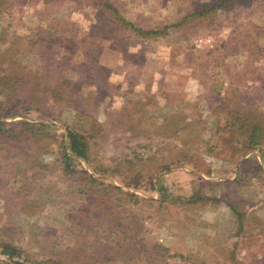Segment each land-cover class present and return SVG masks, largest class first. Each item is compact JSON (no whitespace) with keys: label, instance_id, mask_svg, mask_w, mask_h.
Wrapping results in <instances>:
<instances>
[{"label":"rangeland","instance_id":"obj_1","mask_svg":"<svg viewBox=\"0 0 264 264\" xmlns=\"http://www.w3.org/2000/svg\"><path fill=\"white\" fill-rule=\"evenodd\" d=\"M6 1L0 17L3 40L14 32L23 37V43L28 30L36 26L61 34L60 15L78 25L75 32L62 34V48L56 47L49 55L55 68L64 70L58 81L65 79L70 84L72 96L54 97L47 110L51 117L90 139V163L73 160L74 174L64 175L59 162H54L63 134L59 123H50L54 127L51 138L25 136L16 144V157L7 153L13 143L0 136V239L11 241L39 261L49 256H77L82 233H90L85 241L97 247L108 235L120 241L127 229L139 228L146 234L145 247L141 243L136 248L145 251L140 257L151 259L149 264H264V178L258 174L251 178L253 169L264 172V143L241 156L245 151L239 146L243 132L231 124L225 126L238 111L247 120L264 119V0L234 1L210 13L203 23L183 17L219 0H128L124 18L134 25L147 31L170 26L158 36L117 30L88 7L77 6L79 11L73 12L60 1L54 6L42 4V0ZM181 21L191 35L184 36L172 27ZM249 29H253L251 38L234 40ZM198 40L209 43L195 47ZM257 51L261 54L255 60ZM10 55L16 63L14 73L24 65L41 72L38 56L19 55L16 50ZM212 73L225 79L224 89L210 95ZM24 99L29 107V96ZM118 99L124 104H116ZM230 105L236 109L228 111ZM219 111H223L221 117ZM166 112L167 117H161ZM15 115L43 120L22 109ZM169 116L168 123L162 121ZM185 119L189 121L187 131L198 133L183 137L182 149L168 148V142L184 132L181 123ZM152 141L159 143L153 146ZM124 147L137 151L143 159L128 156L129 162L113 161L124 155ZM156 148H164L162 156L147 154ZM171 154L192 156L161 175L157 169L175 161ZM93 168L111 171L114 177L109 179L120 186L125 171L156 175L155 183L166 189L167 198L161 206L151 203L150 208L142 200L136 205L134 200L129 204L122 200L123 209L109 214L113 209L109 199L76 193L87 187L80 171ZM127 191L147 197L141 189ZM159 194L154 189L148 196L158 200ZM189 195L202 199L187 208L172 205ZM89 196L96 197L92 204L105 213L85 206ZM237 199L244 200L248 210L239 222L225 206ZM153 244L162 245L168 253L152 255L149 248ZM181 255L191 259L183 261ZM140 263L135 258L126 264Z\"/></svg>","mask_w":264,"mask_h":264},{"label":"trees","instance_id":"obj_2","mask_svg":"<svg viewBox=\"0 0 264 264\" xmlns=\"http://www.w3.org/2000/svg\"><path fill=\"white\" fill-rule=\"evenodd\" d=\"M58 1H60L59 4L62 3L64 5H68L69 7L67 8L73 12L79 11L77 6H81L82 8L88 7L92 10L95 9L98 15L102 17L104 23L121 31L131 30L132 32L139 35L151 34L153 36H158L164 35L167 32L168 28H170V26H163L160 30L147 31L134 25L132 21L126 20L124 18V13L126 12V8L128 6V0H42L41 2L42 4H45L47 6H54V3ZM234 1L237 0L209 1L201 6V8H198L193 12L186 13L183 19L184 21L188 20L193 22H195L196 20H202L201 23H203L205 22V20L208 21L207 16L210 13L220 11V9L230 5ZM7 4L8 2L6 0H0V17L2 16L1 14L3 12L1 10L2 6ZM64 16L65 15H60L58 19L63 23H61L60 25L61 34L54 33L48 30H42L40 29V27L36 26L28 30V34L24 36L26 40L23 43H21L23 37L16 35V33L14 32H11L5 40L0 38V136H4L7 143L8 141L10 143H13V147L8 148L7 153H11V157H16L17 152L14 150H19V147L16 144H21L25 136H29L33 140L36 137L38 139L51 138V133L53 131L50 129L53 126H50V123L53 124L55 122L61 124L63 134L60 143L58 144V151L57 155L54 157V162H59L63 172H65L64 175H70L74 174L72 164L73 160L82 161L87 164L90 163V150L88 146V142L90 141V139L80 136L79 133H77L75 130L69 128L65 124L60 123L58 121V118L51 117V112L47 110V105L51 104V101L54 97H58L57 100H63V98L70 99L72 96L69 88L70 84L68 82H65V79H63L61 82L58 81L59 76L62 75L64 70L56 69L55 62L51 63V58H49V55L53 53V50H55L56 47L62 48V45L65 41V37L62 36V34L72 33L77 30L78 25L76 23H70L66 21L63 18ZM183 25L184 24H182L181 21L173 25L172 27H175L177 32H181V34L184 36L191 35L192 32H186L183 29ZM244 33L245 35L237 34L234 37V40L238 42L243 37L251 38L253 29H249L247 33L244 30ZM262 40L264 41V38ZM261 48V50H264V42L262 43ZM14 50H16L17 54L19 55L24 56L26 53H29L38 56V67L41 72H37V69L34 72L33 66H31V69H29L24 65L22 68H20V71L14 73L12 71V68L16 65V63L13 64V61H11L10 59V54L13 53ZM62 50L64 51V49ZM260 54L261 52H256L255 60L258 59ZM67 62L68 61H65L64 63L67 64ZM210 78L212 87L209 89L210 95L217 94L224 89V76L222 77L218 74L212 73ZM28 96V104H30V106L26 107L27 103L25 104L24 101L26 99L24 98ZM180 108L181 107H178V109ZM20 109L24 110L25 112H35L43 120L30 121L23 116L15 115ZM235 109L236 107L233 105H230L228 107V111H232ZM223 111H219V117H221ZM168 114V112L163 113L161 117H167ZM14 118L18 119L14 120ZM171 118L172 117L169 116L162 121L168 123L167 120H171ZM7 120L12 121L6 123L5 121ZM185 120L186 121L181 123V125H184V127H182L184 129V132L181 133V135H177L176 137L172 138L168 142V148L175 149L177 148V146H180V149H182L180 142L183 137L191 136L194 134L196 135V133H198V131H187V129H189L187 127V123H189V121L188 119ZM263 120L264 119L262 117L258 116L252 118L251 120H247L246 117L241 115L238 111V113H236L234 117H229L230 123L227 120L225 121V126H230L231 124L233 127L243 132L244 140L240 143L239 146L240 148L245 149V151L241 153V156H244L248 154V152L261 147L264 143ZM137 128L138 126H134L133 130L135 132H140V130L137 131ZM158 143L159 141L150 142V144L153 146L157 145ZM201 143L204 144V141H201ZM226 144L228 146H234L231 143ZM163 149L164 148H156L155 150L147 154L149 156H153L156 154L162 156ZM124 150V155H122V157H120L119 159L113 161L129 162L127 160L128 156L139 160L143 159L141 158L140 153L135 150L128 149L126 147H124ZM191 156L187 157V155H182V157H178L175 154H171V158L175 160L174 163L161 166L157 169V172H159L161 175L166 174L170 171L172 165L183 164ZM80 173L82 175V183L87 187L85 189L86 192L83 191V189H77V195L90 192V195L101 196L100 199H109L110 202H108L113 204V209L107 211V213L109 214L115 213L117 208L123 209L121 205L122 200L124 204H129L131 200H134V205H136V201L142 200L141 202L150 208L151 203H155L158 207L161 206V202L167 198L166 189H164L163 187H157L155 183L156 175H142L143 173H138V171L137 173L125 171V174L122 175L123 178H125V181L124 183H122L123 186H120L112 183L109 179L110 177H114L111 171H102L99 168H93V170L89 172L87 170H81ZM106 174H108L109 177H106ZM253 174L261 175L264 178V172L259 168L252 170L251 178ZM153 182L155 184H153ZM236 182L240 183L241 180H237ZM127 189H141L144 193L147 194V197H136V194L131 191H127ZM154 189L160 191L158 200H152V198L149 197L150 195L148 196V194H150ZM95 199L96 197L89 196V200H87V204L85 206L90 211H99L98 214L105 213V210L103 212L102 208L92 204L91 201ZM201 199L202 197L195 198L194 195H189L184 199H177L176 202H174L172 205L174 206L176 203H179L187 208L188 205L194 204L195 201ZM244 204V200L237 199L233 203L225 205L228 209L229 214L235 218L236 222H239L240 218H243L247 214L248 210L245 209ZM100 211L102 212L100 213ZM135 224L129 225V228H132ZM89 234L90 233H82L83 240L77 247V256H65L61 258L49 256L48 258L39 261L32 260L30 255H27L23 249H21L16 244H13L11 241H3L2 239H0V264H16L14 262H18L21 264H126L127 262L135 258L141 260L140 264H149V262H152V260L148 257H145L144 259L143 257H140V254L142 253L144 255L145 251H143L142 248H136V246L140 245L141 243V247L144 246L143 239L146 235L145 233L141 232L139 228H137L135 231L127 229L126 233L120 238V241H115L111 238L110 235H108L106 239H101V242L103 244H100L97 247H90L91 245L85 241ZM94 241L97 242V239H94ZM149 250L150 253L152 250V255L154 256H158L159 253H168V249H166L162 245L157 244H153L149 248ZM232 256L233 254L231 253L230 257L232 258ZM179 258H181L183 261H187L191 259V256L181 255Z\"/></svg>","mask_w":264,"mask_h":264},{"label":"built area","instance_id":"obj_3","mask_svg":"<svg viewBox=\"0 0 264 264\" xmlns=\"http://www.w3.org/2000/svg\"><path fill=\"white\" fill-rule=\"evenodd\" d=\"M198 44L195 46V47H198L200 44H208L209 43V40H207V41H202V40H198V41H196ZM200 43V44H199Z\"/></svg>","mask_w":264,"mask_h":264},{"label":"crops","instance_id":"obj_4","mask_svg":"<svg viewBox=\"0 0 264 264\" xmlns=\"http://www.w3.org/2000/svg\"><path fill=\"white\" fill-rule=\"evenodd\" d=\"M121 74H122L121 76L124 77L123 73H121ZM120 81H121V80H120ZM120 81H118V83H121ZM118 102H120V104H124V103H121V100H120V99H118V101H116L115 103L118 104Z\"/></svg>","mask_w":264,"mask_h":264},{"label":"water","instance_id":"obj_5","mask_svg":"<svg viewBox=\"0 0 264 264\" xmlns=\"http://www.w3.org/2000/svg\"><path fill=\"white\" fill-rule=\"evenodd\" d=\"M14 263H16V264H21V263H18V262H14Z\"/></svg>","mask_w":264,"mask_h":264}]
</instances>
